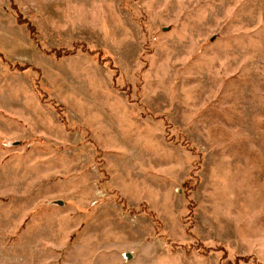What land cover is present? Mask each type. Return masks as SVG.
Returning a JSON list of instances; mask_svg holds the SVG:
<instances>
[{
  "label": "rangeland",
  "instance_id": "1",
  "mask_svg": "<svg viewBox=\"0 0 264 264\" xmlns=\"http://www.w3.org/2000/svg\"><path fill=\"white\" fill-rule=\"evenodd\" d=\"M0 264H264V0H0Z\"/></svg>",
  "mask_w": 264,
  "mask_h": 264
},
{
  "label": "trees",
  "instance_id": "2",
  "mask_svg": "<svg viewBox=\"0 0 264 264\" xmlns=\"http://www.w3.org/2000/svg\"><path fill=\"white\" fill-rule=\"evenodd\" d=\"M28 26H29V30L33 31V27L30 24H28Z\"/></svg>",
  "mask_w": 264,
  "mask_h": 264
}]
</instances>
